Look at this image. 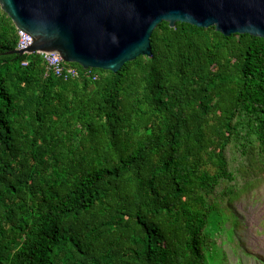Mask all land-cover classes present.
Returning <instances> with one entry per match:
<instances>
[{
  "label": "trees",
  "instance_id": "trees-1",
  "mask_svg": "<svg viewBox=\"0 0 264 264\" xmlns=\"http://www.w3.org/2000/svg\"><path fill=\"white\" fill-rule=\"evenodd\" d=\"M18 42L0 7V264H225L213 195L232 145L264 174V39L163 22L152 57L68 79Z\"/></svg>",
  "mask_w": 264,
  "mask_h": 264
},
{
  "label": "water",
  "instance_id": "water-1",
  "mask_svg": "<svg viewBox=\"0 0 264 264\" xmlns=\"http://www.w3.org/2000/svg\"><path fill=\"white\" fill-rule=\"evenodd\" d=\"M0 7L33 39L13 53H55L86 70L116 73L152 57L151 36L163 22L264 39V0H0Z\"/></svg>",
  "mask_w": 264,
  "mask_h": 264
},
{
  "label": "rangeland",
  "instance_id": "rangeland-1",
  "mask_svg": "<svg viewBox=\"0 0 264 264\" xmlns=\"http://www.w3.org/2000/svg\"><path fill=\"white\" fill-rule=\"evenodd\" d=\"M238 148L232 145L227 150L230 170L235 181L218 187L216 200L223 206L228 205V196L223 197L226 188L236 191L231 197L230 212L238 218L239 228L232 239L228 240V232L218 240L227 255L225 264H264V174L259 180L255 174L244 175L241 168L251 169L247 156H243ZM259 162H263L261 157ZM251 171V170H250ZM233 222H228L226 230H233Z\"/></svg>",
  "mask_w": 264,
  "mask_h": 264
},
{
  "label": "built area",
  "instance_id": "built-area-1",
  "mask_svg": "<svg viewBox=\"0 0 264 264\" xmlns=\"http://www.w3.org/2000/svg\"><path fill=\"white\" fill-rule=\"evenodd\" d=\"M19 32L18 50H25L33 43V39L23 31ZM44 62L47 66V71L57 77L64 79L77 78L79 71L75 67H68L63 59L54 53H42Z\"/></svg>",
  "mask_w": 264,
  "mask_h": 264
},
{
  "label": "clouds",
  "instance_id": "clouds-1",
  "mask_svg": "<svg viewBox=\"0 0 264 264\" xmlns=\"http://www.w3.org/2000/svg\"><path fill=\"white\" fill-rule=\"evenodd\" d=\"M18 31H20V30H18ZM17 51H21V50H18V48H17ZM42 53H44V52H41V53H38V54H42ZM55 54V53H54ZM42 56V55H41ZM60 56V55H59ZM61 57V56H60ZM62 58V57H61ZM64 61V60H63ZM65 64H66V62H65ZM69 64V63H68ZM47 67V66H46ZM47 73H49V72H47ZM52 74V73H51ZM54 75V74H53Z\"/></svg>",
  "mask_w": 264,
  "mask_h": 264
}]
</instances>
